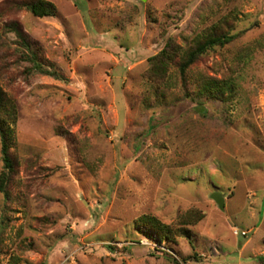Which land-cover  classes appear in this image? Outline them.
I'll return each mask as SVG.
<instances>
[{
    "label": "rangeland",
    "instance_id": "374dc122",
    "mask_svg": "<svg viewBox=\"0 0 264 264\" xmlns=\"http://www.w3.org/2000/svg\"><path fill=\"white\" fill-rule=\"evenodd\" d=\"M47 1L54 16L0 13V86L17 108L0 264H264V0ZM7 20L61 78L27 73ZM217 22L236 37L187 73L192 96L175 75L147 89L168 38ZM202 76L231 94L199 95Z\"/></svg>",
    "mask_w": 264,
    "mask_h": 264
},
{
    "label": "trees",
    "instance_id": "16d2710c",
    "mask_svg": "<svg viewBox=\"0 0 264 264\" xmlns=\"http://www.w3.org/2000/svg\"><path fill=\"white\" fill-rule=\"evenodd\" d=\"M5 3V7H0V13L2 14H14L23 9L37 17H50L56 13L55 5L47 0H14L6 1ZM223 25V22L222 25L217 22L197 34L195 38H192L190 41H184L181 44L172 37L168 38L164 47L158 53L148 58V68L145 74H143L147 89L158 88L164 83L169 86L171 76L175 75L176 79L173 85L177 86L180 83L184 94L192 96V94H189V88L187 87V73L196 62L210 51L231 43L236 37V34H231L229 30H221L220 27H223ZM2 26L4 29L2 35L4 33H12L14 35L19 56L23 61L30 64L27 73L35 71L54 78H61V75L53 69L52 64L42 56L41 48L30 39L17 21L7 20L2 23ZM45 65L50 68H46ZM171 70L172 72L170 73ZM5 75L6 72L0 73V83L5 78ZM196 81L199 84L197 90L199 95L205 94L208 97L217 96L223 94L225 89H229V94L232 92V87L228 86L227 82L223 84V82H218L205 76ZM199 111L205 112L203 108ZM16 120L17 108L15 101L0 86V155L2 161L0 192L5 198L8 196L7 187L15 174L16 167L15 160L10 151L14 142L13 124H15ZM140 221L146 223L153 231H159L161 238H172L170 229L164 231L158 218L146 215ZM148 235L150 236V234Z\"/></svg>",
    "mask_w": 264,
    "mask_h": 264
},
{
    "label": "water",
    "instance_id": "95a60500",
    "mask_svg": "<svg viewBox=\"0 0 264 264\" xmlns=\"http://www.w3.org/2000/svg\"><path fill=\"white\" fill-rule=\"evenodd\" d=\"M211 198L216 202L217 206L220 209H224V198L221 196L220 193L214 192L211 194Z\"/></svg>",
    "mask_w": 264,
    "mask_h": 264
}]
</instances>
